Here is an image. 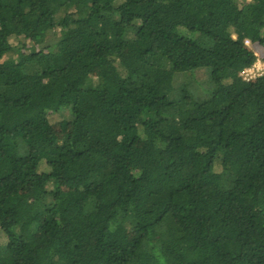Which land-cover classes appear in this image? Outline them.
I'll use <instances>...</instances> for the list:
<instances>
[{
  "label": "trees",
  "instance_id": "1",
  "mask_svg": "<svg viewBox=\"0 0 264 264\" xmlns=\"http://www.w3.org/2000/svg\"><path fill=\"white\" fill-rule=\"evenodd\" d=\"M254 49L264 0H0V264H264Z\"/></svg>",
  "mask_w": 264,
  "mask_h": 264
},
{
  "label": "rangeland",
  "instance_id": "2",
  "mask_svg": "<svg viewBox=\"0 0 264 264\" xmlns=\"http://www.w3.org/2000/svg\"><path fill=\"white\" fill-rule=\"evenodd\" d=\"M55 39H57L56 36H55V37H54V36H49V37L44 41L43 45H46V44H48L49 42L55 41ZM249 47H250V49H252L251 46H249ZM253 51H255L254 53L256 54L257 58H259V49H257L258 52L256 51V49H254ZM199 77H201V75H200ZM52 121H53V122H56V124L53 125V126L51 127V130H50V132H51V134H52L53 136L59 138V137H61L62 135L66 134V133L69 131V126H68L66 120H62V121H61V119L58 118V116H55V117L52 118ZM62 186H63L64 189L69 188V187H68V184H62Z\"/></svg>",
  "mask_w": 264,
  "mask_h": 264
},
{
  "label": "built area",
  "instance_id": "3",
  "mask_svg": "<svg viewBox=\"0 0 264 264\" xmlns=\"http://www.w3.org/2000/svg\"><path fill=\"white\" fill-rule=\"evenodd\" d=\"M244 44L249 46V41H244ZM262 75H264V60L260 58H257L251 66L239 73V77L243 82H251Z\"/></svg>",
  "mask_w": 264,
  "mask_h": 264
}]
</instances>
